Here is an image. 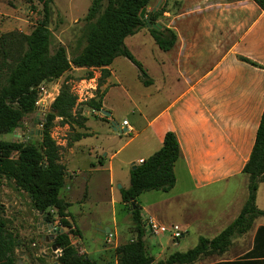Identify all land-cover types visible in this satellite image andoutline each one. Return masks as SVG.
Listing matches in <instances>:
<instances>
[{
  "label": "crops",
  "instance_id": "crops-1",
  "mask_svg": "<svg viewBox=\"0 0 264 264\" xmlns=\"http://www.w3.org/2000/svg\"><path fill=\"white\" fill-rule=\"evenodd\" d=\"M169 6L159 23L161 30L167 28L175 32L177 43L171 51L165 52L169 56L158 62L168 77L164 79L163 76L157 83L149 76L152 85L145 87L139 80L137 68L126 59L136 69L138 80L145 89L142 98L148 101L140 105L132 97L138 122L134 127L123 121L128 122V127H123L124 132L132 130L125 134L131 137L130 140L118 152L109 148L104 157L101 154L106 148L87 142L98 141L95 137L99 130L93 129L96 122L101 127H109L115 118L108 101L110 92L122 85L116 67L118 58L107 68L108 78H98L96 73L81 80V83L97 81L103 95L102 111L109 112L110 117L100 119L98 115L104 116L102 112L93 110L86 103L79 104L77 108H86L82 116L87 121L82 129L74 127L76 135L84 137L79 141L58 143L66 149L63 162L67 168L62 189L67 195L61 197L60 193V198L70 204L68 221L77 232L70 235V240L76 248L77 245L81 247L78 251L82 255L97 264H118L116 250L123 244H120L122 235H119L121 230L114 219L111 225L98 230L103 234L102 249L86 245L83 235L88 225L87 210H94L93 215L103 212L102 204L108 193L113 214H116V206L122 203L120 190L129 187L126 179H120L114 163L119 154L135 142L141 153L137 159L128 162L129 175L133 165H139L163 147L167 133L177 137L181 148V158L174 168L177 182L175 188L164 195L179 189L178 196L189 202L184 237L189 230L199 239L216 238L239 217L249 197L248 177L243 170L250 160L264 114V9L254 0H170ZM143 30L140 32L151 37ZM94 71L102 72L73 69L69 73ZM127 94L130 101L131 96ZM117 130H120L119 126L114 129ZM221 185H224L222 192L228 197L224 203L221 196L217 197ZM75 204L79 206L78 217L70 212ZM256 206L264 212V181L257 192ZM141 208L144 226L149 219L162 224L156 215ZM127 218L131 220L129 211ZM145 228L147 230V226ZM45 229L42 215L38 233L48 243L49 235L45 234ZM263 230L264 217L256 218L250 231L234 239L230 250L217 256L219 259L211 264L242 261L255 247L258 253L255 258L262 260ZM110 233L115 239L108 244L106 239ZM257 235L260 237L258 246ZM128 241L130 239L125 242ZM17 243L16 252H21L23 259L18 264H28L29 254H36L37 244L25 243L24 239ZM160 248L164 247L160 245Z\"/></svg>",
  "mask_w": 264,
  "mask_h": 264
},
{
  "label": "trees",
  "instance_id": "trees-1",
  "mask_svg": "<svg viewBox=\"0 0 264 264\" xmlns=\"http://www.w3.org/2000/svg\"><path fill=\"white\" fill-rule=\"evenodd\" d=\"M42 6V19L26 37L22 52L17 56L7 49V42L0 44V132L12 133L21 127L25 118L33 114L39 100L40 87L61 80L73 69L102 70V78L110 76L107 68L118 58L129 60L138 70L139 80L145 87L152 85L147 71L126 46V39L147 29L156 45L164 52L171 51L177 43L174 31L163 28H148L146 22L156 25L158 18L166 13V8L152 12L145 20L141 12L153 0H108L102 11L104 0H94L85 18L81 44L77 53L68 54L65 47L52 51L50 7L53 0H36ZM166 3L170 0H163ZM264 9V0H254ZM6 70L5 83L2 73ZM102 85V82L101 84ZM99 100H91L88 106L102 112L103 95ZM76 96L64 84L51 105L40 135L33 133L30 138L39 139L38 144L28 142H6L0 140V180L10 183L16 191L25 192L31 200L32 208L38 214H47V221H60V231L54 244L62 251L60 264H97L72 245L70 235L74 232L68 221L70 204L60 198L65 186L67 168L63 162L66 149L53 138L52 130L56 120L71 128H84L86 118L75 112ZM84 135H76L79 141ZM70 143L68 147H70ZM181 158V148L177 137L167 133L163 147L142 164L130 169V186L121 189V202L129 207L134 239L120 245L116 250L118 264H195L199 259L209 256H222L227 253L233 240L246 235L256 218L264 217V212L256 206L257 192L264 181V114L257 132L255 146L243 174L248 177V200L239 217L219 236L209 240L200 238L198 245L186 253H175L167 260L156 261L148 254L146 228L143 224L142 208L138 198L149 192H171L177 182L175 164ZM51 211L56 214L55 218ZM264 231V230H263ZM262 230H259V233ZM258 233V234H259ZM257 235V246L258 239ZM34 243V242H33ZM14 242L0 223V264H14ZM255 250L239 262L219 264H264V258L257 260ZM40 264H47L39 259Z\"/></svg>",
  "mask_w": 264,
  "mask_h": 264
},
{
  "label": "rangeland",
  "instance_id": "rangeland-1",
  "mask_svg": "<svg viewBox=\"0 0 264 264\" xmlns=\"http://www.w3.org/2000/svg\"><path fill=\"white\" fill-rule=\"evenodd\" d=\"M162 1L163 0H153L147 7L146 16H150L154 10H156V12L160 11L157 7L158 5H161ZM92 3V0H53V4L50 7L49 25L53 41V52L59 47H65L68 54L72 55L73 53L78 52V48L82 49L84 47V44L82 47L79 46L86 26L85 18L92 7ZM107 3L108 0L103 1L102 11L107 6ZM164 7L166 8V11H168L170 7L169 2H165L162 9H164ZM173 8L176 9L177 7L173 6ZM160 18L161 17L158 18V23ZM41 19L42 6L36 0H0V44L6 41L8 44L7 49H9L14 55H18L22 52V45L24 44L26 37L34 30ZM143 32L149 34L147 29H144ZM126 45L135 58L143 65L148 75L155 79L157 83L161 82L163 76L164 79L168 77V73L158 64L159 59L166 58L168 54L160 50L150 36H146L140 32L139 34L128 38L126 40ZM117 62L116 67L119 71L122 85L114 88L110 92L108 101V105L114 111L115 118L110 122L109 127H101L99 122L91 119L92 122H96L97 124L93 129L99 130L95 137L98 141H95V139L87 140L89 144L95 143V145L106 148L101 154L103 157L105 154L109 153V148L118 152L126 142L130 140L131 137L125 136L123 121H128L134 127L137 124L136 122H138V114L135 110L133 100H138L140 105L148 102L142 98V93L143 90L145 92V89L138 80L136 69L125 58H120ZM6 73L8 74L6 70L2 73V85L5 83L4 79H6ZM96 73L99 76L98 78L102 76L101 71L68 73L61 80L44 86L49 98H45L41 95H39V98L41 97V99H45L47 104L36 105L37 110H35L33 114L28 115L21 127L12 133L4 134L0 132V140L23 143L32 141L38 144L40 140L30 138V136L33 133L40 135L43 126L39 124V121L43 123L46 120L47 114L51 111V105L57 98L61 87L64 84H67L77 99L80 95V93L78 94V91L81 80L84 78H90L96 75ZM80 92L83 95L91 93L94 95V98L99 97L98 95H101L102 93L99 89L93 91L90 86H83L80 88ZM127 93L131 96L130 101ZM97 99L99 100V98ZM90 101L91 100L86 102V104ZM85 109L86 108L83 107L75 108L76 112L81 114ZM98 117L101 119V117L105 116L99 114ZM117 126L120 127V130L115 132L114 129H116ZM108 128L111 131H109ZM76 134L77 129L75 127L71 128L68 125H64L60 120L55 121L52 136L57 143L72 141ZM62 148L65 149V147ZM140 153L141 152L137 147V142H135L122 151L114 163L115 171L119 174L120 179L127 180V187H129L130 183L129 168L127 164L129 161L137 159ZM223 189L224 185H221L217 194L218 198H220V196L223 198L222 203L226 202L228 199V197L226 198V192H222ZM178 190L179 189L168 195H164L163 192L144 193L138 198L137 202L149 213L156 215L159 221L162 224H165L163 226L170 228L173 225H177L183 230V228H185L184 225L187 218L189 202L183 197L178 196ZM66 195L65 190H62L61 197H65ZM97 196L99 197V194H97ZM120 204L116 206V214L114 215L110 196H108L107 193L102 204L104 207L103 212L93 215L94 210H87L88 215L86 216V219L88 220V225L85 228L83 235L86 245L96 246L99 250L102 249L103 234L98 230L105 225H111L114 219L117 220L118 227L121 230L119 232V235H122V238L120 236V240H122L120 241V244L127 243L125 242L126 240L134 239L135 233L132 228V222L127 218L129 207L124 208V204ZM70 212L77 216V214L80 213L79 206L75 204L73 208L70 209ZM90 213L92 214L90 215ZM51 214L55 218L56 214L54 211H51ZM41 222L42 214H38L33 210L28 195L25 192L16 191L10 183L0 180V223L4 224V230L14 242V264L23 261L20 254L21 252L18 254L16 252L18 246L17 241L21 239H24L25 243L34 242L37 244L35 251L39 257H37L36 254H29L28 264H38L39 259H43L42 257L45 255L51 257L54 241L47 243L42 239L43 235L38 233V225ZM147 225L148 224L146 223L145 226ZM55 236L56 235H54V238ZM47 238H49V236H47ZM199 240L198 235L195 234L194 231L189 230H186L185 237L178 240H173L171 234L157 235L148 229L146 230L148 254L157 262L167 260L175 253H186L189 250L194 249L198 245ZM160 245L164 248H160ZM77 249L80 251L81 247L77 245ZM42 254L44 255L42 256ZM218 259L217 256H209L199 259L195 264H211ZM45 260L47 264H51L47 259Z\"/></svg>",
  "mask_w": 264,
  "mask_h": 264
},
{
  "label": "built area",
  "instance_id": "built-area-1",
  "mask_svg": "<svg viewBox=\"0 0 264 264\" xmlns=\"http://www.w3.org/2000/svg\"><path fill=\"white\" fill-rule=\"evenodd\" d=\"M44 86L46 85H42L40 87V94L41 96H44L45 98H49V95L46 93ZM83 86H90L91 89L93 91H97L98 86H97V81L96 80H91L89 82H80L79 85V91L78 94L80 93L79 97L77 98V105L79 104H83L88 102L89 100L94 99V95L93 94H88L86 93L85 95L81 94L80 92V88H82ZM42 91V93H41ZM40 104H47V102L45 101V99H41V97L39 98L38 102L36 105H40ZM123 127H128V122H123ZM132 130L130 129L129 131L127 130L125 134L130 133ZM144 162V160H142L140 162V164H142ZM147 229L152 231L153 233L159 235H166V234H171V237L173 240H178L184 237V231L177 225H173L170 228L163 226L161 224H159L157 221L149 219L148 223H147ZM54 229L60 231V221L58 219H56L55 223H53ZM115 239V235L114 234H108L107 235V239H106V243H112L113 240ZM61 252V251H60Z\"/></svg>",
  "mask_w": 264,
  "mask_h": 264
},
{
  "label": "water",
  "instance_id": "water-1",
  "mask_svg": "<svg viewBox=\"0 0 264 264\" xmlns=\"http://www.w3.org/2000/svg\"><path fill=\"white\" fill-rule=\"evenodd\" d=\"M94 1V0H92ZM164 3L162 1L161 5H158L157 9L161 10L164 6ZM154 12H156V10H154ZM146 13H147V8H145L142 12H141V15H140V18L142 20H145V17H146ZM146 25L148 26V28H153V29H156V30H161V25L160 24H156V25H152L150 22H146ZM37 110V108H36ZM102 114L106 117H110V113L109 112H106V111H102ZM44 216V226L46 227L45 229V234H48L49 235V238H48V242L50 241H54V235H57L59 233H61L62 231H58V230H55L54 229V226L52 223L48 222L47 221V214H42ZM52 255L50 258H52L53 262L51 264H60L59 262V258L61 257V249L58 245L54 244L53 242V246H52ZM45 258H48L49 256H44ZM21 263V261H19Z\"/></svg>",
  "mask_w": 264,
  "mask_h": 264
},
{
  "label": "flooded vegetation",
  "instance_id": "flooded-vegetation-1",
  "mask_svg": "<svg viewBox=\"0 0 264 264\" xmlns=\"http://www.w3.org/2000/svg\"><path fill=\"white\" fill-rule=\"evenodd\" d=\"M53 246V245H52ZM44 254H42V256H43ZM36 256L37 257H39V255L38 254H36ZM46 256V255H45ZM42 258H44V259H47L50 263H52L53 262V260H52V258H50V257H48V258H45L44 256L42 257ZM38 264H40L39 263V261H38Z\"/></svg>",
  "mask_w": 264,
  "mask_h": 264
}]
</instances>
